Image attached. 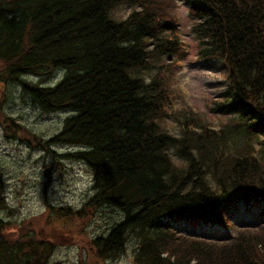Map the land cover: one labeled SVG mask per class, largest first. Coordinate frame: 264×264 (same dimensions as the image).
Returning <instances> with one entry per match:
<instances>
[{
	"label": "trees",
	"instance_id": "1",
	"mask_svg": "<svg viewBox=\"0 0 264 264\" xmlns=\"http://www.w3.org/2000/svg\"><path fill=\"white\" fill-rule=\"evenodd\" d=\"M122 4L138 8L119 17ZM186 4L198 57L227 69L229 86L211 105L230 115L220 127L191 110L177 117L180 134L167 123L186 51L176 0H0V81L21 82L45 111L71 112L50 139L35 135L50 153V142L85 145L66 156L93 171L87 204L123 212L95 238L99 254H119L137 230V264H264V223L220 244L171 229L221 219L241 201L264 206V149L255 145L264 143V0ZM59 71L49 85L21 79ZM3 115L14 118L0 99ZM4 190L0 170V210ZM8 225L0 217V264H50L51 243L14 239Z\"/></svg>",
	"mask_w": 264,
	"mask_h": 264
},
{
	"label": "rangeland",
	"instance_id": "2",
	"mask_svg": "<svg viewBox=\"0 0 264 264\" xmlns=\"http://www.w3.org/2000/svg\"><path fill=\"white\" fill-rule=\"evenodd\" d=\"M176 3L180 20L177 33L185 43L184 50L188 48V51L178 62L180 69L175 73L176 89L171 97L172 109L166 118L167 123L173 133L180 134L182 124L177 117L191 110L203 122L220 127L228 116L213 111L211 105L229 86L227 69H223L217 59L204 61L198 57L197 40L191 31L193 19L189 16L186 0H176ZM136 8L135 5L122 4L115 12L117 16L125 17ZM62 74L63 71H59L51 81L43 82L39 76L30 74L21 79L49 85L59 80ZM0 99L5 112L14 117L0 116V170L6 199L0 217L9 223L7 234L14 239L30 240L33 237L35 241L51 243L54 249L50 264H137V230L129 232L124 249L114 256L99 254L94 243L97 236L107 235L114 220L122 219L123 212L107 204L99 207L87 204L97 192L93 171L86 162L66 156L87 147L50 142V149L54 151L50 153L36 139L37 134L48 140L58 133L71 112L43 110L19 81L6 84L0 81ZM261 143L256 144L264 149ZM257 213V208L234 212L231 234L213 228L208 231L201 222L195 228L190 227L189 234L219 244L228 242L242 224L257 226L260 219ZM186 226V223L179 224L182 230ZM261 227L246 232L259 231Z\"/></svg>",
	"mask_w": 264,
	"mask_h": 264
}]
</instances>
